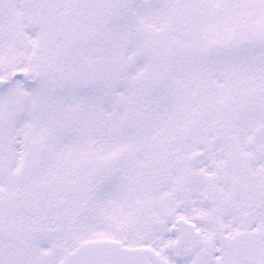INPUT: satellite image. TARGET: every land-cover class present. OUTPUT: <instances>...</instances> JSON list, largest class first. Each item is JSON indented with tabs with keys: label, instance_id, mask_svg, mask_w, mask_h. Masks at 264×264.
Returning a JSON list of instances; mask_svg holds the SVG:
<instances>
[{
	"label": "snow or ice",
	"instance_id": "obj_1",
	"mask_svg": "<svg viewBox=\"0 0 264 264\" xmlns=\"http://www.w3.org/2000/svg\"><path fill=\"white\" fill-rule=\"evenodd\" d=\"M0 264H264V0H0Z\"/></svg>",
	"mask_w": 264,
	"mask_h": 264
}]
</instances>
